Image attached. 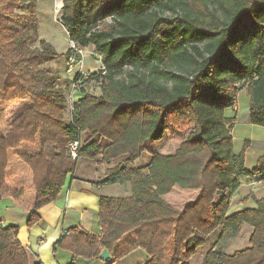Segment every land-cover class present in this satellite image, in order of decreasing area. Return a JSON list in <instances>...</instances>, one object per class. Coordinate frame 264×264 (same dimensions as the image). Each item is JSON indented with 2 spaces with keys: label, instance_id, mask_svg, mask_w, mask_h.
<instances>
[{
  "label": "trees",
  "instance_id": "obj_1",
  "mask_svg": "<svg viewBox=\"0 0 264 264\" xmlns=\"http://www.w3.org/2000/svg\"><path fill=\"white\" fill-rule=\"evenodd\" d=\"M105 20L110 27L102 29ZM60 23L77 49L93 46L97 73L82 80L54 72L50 65L62 56L39 37L36 0H0V102L29 101L0 136V203L24 196L7 182L9 152L21 143L38 148L17 154L34 187L27 228L42 224L38 211L57 199L78 160L125 157L103 183L129 184L130 195L99 196V235L69 227L53 243V256L64 251L69 264L91 262L107 249L112 264L128 240L145 252V264H191L204 247L201 264H264V197L228 213L243 179L264 184V155L247 170L249 141L235 155V118L224 116L245 90L249 122L264 128V0H63ZM72 56L80 59L69 48L65 63ZM79 81L68 110L66 92ZM90 84L98 95L88 93ZM180 101L183 110L175 109ZM167 123L185 133L178 148L150 153L149 163L135 168ZM71 142H81L75 159ZM174 188L196 197L176 208L167 200ZM244 225L252 230L249 245L228 254ZM18 234L17 225L0 224V264H42Z\"/></svg>",
  "mask_w": 264,
  "mask_h": 264
},
{
  "label": "crops",
  "instance_id": "obj_2",
  "mask_svg": "<svg viewBox=\"0 0 264 264\" xmlns=\"http://www.w3.org/2000/svg\"><path fill=\"white\" fill-rule=\"evenodd\" d=\"M37 2L39 6L37 7V15L39 16L40 13V15L47 16L48 23H50V17H52V11H54L52 10L54 9V4H52L54 1L37 0ZM44 2L47 3V6L45 4V10H41ZM38 9L40 11H38ZM58 23L67 39L66 46L67 49H69L68 47L70 46L67 33L61 23ZM61 66L62 65H60V68ZM248 110L249 100L246 96V91L242 90L238 94L235 105L224 111V116L226 118H235V124L231 131L234 154L238 155L241 151L235 152V132L240 134L239 136H243L245 141H249V147L245 151L244 165L247 170H251L255 167L257 160L264 155V128L252 125L249 122ZM261 138L263 140H261ZM150 158H148L144 165L149 163ZM139 162L140 161L136 162V167H139ZM100 165L106 166L107 169L110 166L108 164ZM98 167L99 166L92 168V172L88 171L86 173H81V170L78 171L79 162H77L73 177L68 180L57 199L38 211L42 224L34 225L31 228L25 226V221L29 213L28 207L24 208L20 203H16L9 198L2 200L0 203L2 206L0 208L1 226L17 225L19 227L18 240L30 251V253H32L34 261H40L42 264H69L71 256L67 252L58 251L56 256L52 254V245L62 235V232L69 227H80L91 234L99 235V196L117 198L130 195L129 184L119 185L103 183V181L107 179V176L104 171L100 173ZM16 176L17 175H14L15 179ZM257 187L258 186L252 184V180L243 179L240 187L231 197L228 213L233 214L243 209L254 208L255 199L264 197V193L258 194ZM185 192L189 194L187 198L189 199L188 201L196 197V193L193 191L175 190L174 188L167 196V200L173 206L180 209L187 200L184 198ZM128 242L127 240L118 244L117 249L119 252L123 253V255L113 260L112 264H145L148 260L145 252L140 248H130ZM75 264H107V262L99 259L91 262L77 259Z\"/></svg>",
  "mask_w": 264,
  "mask_h": 264
},
{
  "label": "rangeland",
  "instance_id": "obj_3",
  "mask_svg": "<svg viewBox=\"0 0 264 264\" xmlns=\"http://www.w3.org/2000/svg\"><path fill=\"white\" fill-rule=\"evenodd\" d=\"M45 1V0H43ZM53 1V0H52ZM47 3H43V6ZM52 4H54L52 2ZM36 5L38 6V2L36 0ZM41 7V10H45V6ZM54 10V9H52ZM38 11H40L38 9ZM42 12V11H41ZM43 13V12H42ZM46 13V12H45ZM54 11H52V17H50V23H48L47 16L40 15L38 16V31H39V37L40 39L48 41L52 46H54V50L59 56H62L60 59H58L56 62L52 63L50 65V68L54 72H61L62 73V78H70L73 76V73H65V53L67 52V39L64 35L63 30L61 29L60 24L57 22L56 16H54ZM40 18V19H39ZM40 20V21H39ZM105 23L103 24L102 29H106L110 27L109 20H105ZM70 46V45H69ZM66 47V48H65ZM70 48V47H68ZM64 49V50H63ZM96 55L97 57H94ZM81 57V62L83 66V70L86 71H92V72H98L101 69V64L99 61V55L94 52L93 46H89L85 49L82 50V54H80ZM90 63V64H88ZM60 65L61 68H60ZM77 68H75L76 71ZM128 72L127 68H124L121 71V74L119 78H123L126 76ZM88 93L89 94H94L98 95L99 91L94 87L93 85L88 86ZM67 99H69V102H71L70 98V93L66 92ZM185 101H180L176 106L175 109L178 110H183ZM29 105L28 99H23V100H17V101H7V100H2L0 102V136H3L11 131V126H12V121L13 119L27 106ZM240 134L235 132V152L237 153L239 150H241V147L245 141V138L243 136H239ZM87 135L84 133L82 135V143L84 145V141L86 139ZM185 137V133H182L176 129H174L169 123H167L166 127V132L160 141L161 143L155 145V143L152 142H147V152L141 155V157L137 160L140 161L138 163L139 168L144 167L146 165V161L148 158H150V153L156 152L164 155H170L173 154L176 148L180 145L182 140ZM261 140H263L261 138ZM256 144V143H255ZM105 143L102 142V146H104ZM254 145V141H253ZM38 151L37 146L33 144H23L21 143L19 148L15 151H10L9 152V157H8V169H7V182L10 186L12 187H22L24 189V196L20 200V204L24 206V208H29V205L33 201L34 197V187L32 184V174L29 168L18 159L17 154L18 153H26V154H31L35 153ZM125 161V157L119 158L115 161L110 162L108 165V169L116 167L118 164L122 163ZM136 161V162H137ZM79 162V170L81 173H86L88 171L92 172V168H95L96 166L98 167V170L100 173L102 171L106 172L107 168L106 166L100 165L97 161L94 162H89L85 160H78ZM136 162L134 163V166L136 165ZM86 166V167H83ZM129 168V166H128ZM135 168H137L135 166ZM90 169V170H89ZM14 175L16 176V179L14 178ZM254 186H258V194H263L264 193V184H255ZM177 190V189H175ZM260 192V193H259ZM186 193V192H185ZM189 194L186 193L184 195L185 200L188 198ZM189 199L186 200V202ZM2 206L0 205V208ZM26 226V225H25ZM251 234V228H249L247 225H244L240 232L238 233L237 237L232 241L230 246L227 249L228 254H232L236 251L242 250L246 248L248 244V240ZM207 247L201 248L197 251L196 255L191 259V264H201L202 259L204 256V252Z\"/></svg>",
  "mask_w": 264,
  "mask_h": 264
},
{
  "label": "built area",
  "instance_id": "obj_4",
  "mask_svg": "<svg viewBox=\"0 0 264 264\" xmlns=\"http://www.w3.org/2000/svg\"><path fill=\"white\" fill-rule=\"evenodd\" d=\"M53 1H54V14L56 16L57 22H60V19L62 16L63 0H53ZM69 45H70V48L73 51H75L79 56L80 54H82V50L77 49L74 43L71 42L69 43ZM75 59L76 58L72 56L69 58V61L65 63L64 65L65 73H70V74L73 73L72 74L73 76L78 75V77H81L82 80L87 79L91 74L97 73V72L83 70L81 57L79 60H75ZM98 59L100 61V57ZM75 68H77L76 71H75ZM80 81L76 84H73L71 86V90L68 92L70 93V96H72L70 98L71 102H69V99H67L68 110L72 109L73 103L75 102L73 93L75 92V89L79 87V84L81 83ZM96 89L98 88L96 87ZM80 146H81V142H71L68 144V153L72 159H75L77 157ZM252 184L255 185V184H261V183L260 181H258V182H252Z\"/></svg>",
  "mask_w": 264,
  "mask_h": 264
},
{
  "label": "water",
  "instance_id": "obj_5",
  "mask_svg": "<svg viewBox=\"0 0 264 264\" xmlns=\"http://www.w3.org/2000/svg\"><path fill=\"white\" fill-rule=\"evenodd\" d=\"M95 57H97V56L95 55ZM98 259L101 260V261H104V262H109V261L112 260V257L109 254L107 249H103L101 251V253L99 254V256H98Z\"/></svg>",
  "mask_w": 264,
  "mask_h": 264
}]
</instances>
